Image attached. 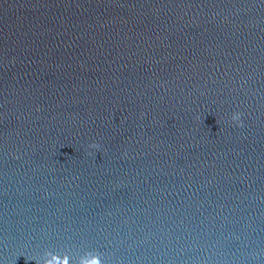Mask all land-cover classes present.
Returning a JSON list of instances; mask_svg holds the SVG:
<instances>
[{"label": "water", "instance_id": "1", "mask_svg": "<svg viewBox=\"0 0 264 264\" xmlns=\"http://www.w3.org/2000/svg\"><path fill=\"white\" fill-rule=\"evenodd\" d=\"M45 251L264 264V0H0V264Z\"/></svg>", "mask_w": 264, "mask_h": 264}, {"label": "clouds", "instance_id": "2", "mask_svg": "<svg viewBox=\"0 0 264 264\" xmlns=\"http://www.w3.org/2000/svg\"><path fill=\"white\" fill-rule=\"evenodd\" d=\"M239 116L240 113L236 112L232 114L231 118L237 121V123L239 124L240 123ZM89 147L98 148L99 145L93 142L89 145ZM28 259H35L36 264H69V257L66 253L58 255L50 251H45L42 254V257L39 259L35 257H29ZM78 264H102V261L99 258V256L96 255L95 253L92 254L85 253V256H82L78 259Z\"/></svg>", "mask_w": 264, "mask_h": 264}]
</instances>
